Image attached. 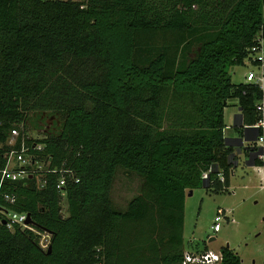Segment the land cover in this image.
Returning <instances> with one entry per match:
<instances>
[{"label":"trees","instance_id":"1","mask_svg":"<svg viewBox=\"0 0 264 264\" xmlns=\"http://www.w3.org/2000/svg\"><path fill=\"white\" fill-rule=\"evenodd\" d=\"M260 30L264 0H0V264H119L125 252L181 264L186 189L206 173L207 187L227 189V100L244 123L259 117L263 89L233 82L231 68L249 61ZM36 109L63 113L56 134H24ZM22 135L28 167L41 168L2 178ZM118 165L145 185L120 210L110 196ZM2 210L29 214L50 250L32 230L8 228ZM130 225L135 235L151 226L149 239H125ZM219 250L217 264H242Z\"/></svg>","mask_w":264,"mask_h":264},{"label":"rangeland","instance_id":"2","mask_svg":"<svg viewBox=\"0 0 264 264\" xmlns=\"http://www.w3.org/2000/svg\"><path fill=\"white\" fill-rule=\"evenodd\" d=\"M248 67H250L249 63L235 65L234 72L231 71L232 80L245 81L243 72L247 71ZM62 120L63 113L57 110H31L25 121L24 134L29 138H42L56 134ZM14 165L15 161H11L10 166ZM115 171L110 196L114 207L120 210L126 208L132 196L142 193L145 185L143 177L131 170L118 165ZM230 177L231 181L227 189H215V186L203 185L186 189L183 212L184 248L195 251L203 248L205 244L210 249L219 250L221 246L228 244L240 256L243 264H251L252 259L255 260V264H263L264 188L260 185V174L252 170L245 179L238 173H230ZM219 209L224 210L226 215L224 214L220 221V230L215 232L211 225ZM125 227V239L145 241L151 235L149 229L151 226L141 233L137 232L136 235L131 225L128 229ZM211 236L214 239L208 241ZM114 260L116 261V258ZM138 260L132 259V255L125 252V256L117 262L144 264ZM148 262L146 261L147 264Z\"/></svg>","mask_w":264,"mask_h":264},{"label":"built area","instance_id":"3","mask_svg":"<svg viewBox=\"0 0 264 264\" xmlns=\"http://www.w3.org/2000/svg\"><path fill=\"white\" fill-rule=\"evenodd\" d=\"M263 35L262 30L258 32V40L259 45H254L251 47V52L249 54V63L254 65L255 68L250 69L246 72L245 77L248 82L254 83L257 86H259L261 89L264 88V47H263ZM256 109L259 112V117L256 120V122L253 123V126L255 128L260 129L258 131L255 139H254V146L257 149L258 147L261 149V151L256 155V158L259 160L258 163H254L252 165L255 172L260 174V185L261 187H264V98L256 104ZM20 133V130L17 128L11 129L10 138L8 140V143L12 144L14 143V140ZM37 147H40L37 145ZM27 147L25 146L23 142V135H22V141L20 144L19 149L12 148L8 154H7V163L6 166L1 170V176L16 179V178H22L27 176L28 174L34 172L37 168H41V165L36 166H30V160L28 156L25 154V150ZM11 161H16L18 164V168H14L13 166H10ZM37 167V168H36ZM53 171H56V169H52ZM61 171V169L59 170ZM217 171V177L220 181L224 180V176L221 170L216 169ZM208 178V173L204 174V177ZM71 177V174H70ZM73 177V176H72ZM71 177V178H72ZM76 181L78 180L77 177H73ZM44 181L40 183V186H42ZM66 184V180L63 174H61L58 178V181L56 183V187L59 189L61 194V206L62 211L65 213L66 203L64 201V186ZM12 201V198H8ZM2 212L6 215L5 223L8 228L12 229L14 223H17L21 228H27L32 230L38 235V243L39 245L45 249L48 246L49 239H50V233L47 230H40L37 227H35L31 222H26L27 215L25 212H17L13 210H2ZM224 213L222 210H218L217 213L214 216L213 223L211 225V228L213 231H218L221 228V219H223ZM264 220V218H263ZM264 258V257H263ZM222 259V253L220 250H213V249H207L205 251L200 252H192V251H185L181 264H189V263H195V264H217ZM264 264V259H263Z\"/></svg>","mask_w":264,"mask_h":264},{"label":"crops","instance_id":"4","mask_svg":"<svg viewBox=\"0 0 264 264\" xmlns=\"http://www.w3.org/2000/svg\"><path fill=\"white\" fill-rule=\"evenodd\" d=\"M262 44L264 46V39ZM247 63L249 62H245L244 64L247 65ZM249 65L250 67L247 68V71L254 68V65L250 63ZM234 68L235 66L231 68L232 72H234ZM247 71L243 72V77L245 81H238V82H248L245 77ZM231 80H232V73H231ZM223 120L225 124L223 128V135L225 137L224 143L226 147L228 146L231 147V153L229 154V159L231 160V168H230L231 173L232 174L238 173L239 176L245 179L247 178L249 172H252V170H254L252 165L246 164V160L248 159L249 153L255 150V149H250L248 146H254V139L258 131L257 129H255L253 125H249L243 122L240 107L235 98H231L227 100V105L224 107ZM231 122L233 123L231 124ZM240 138H242V141H240ZM230 181H231V177L229 176L227 188L229 187ZM222 212L225 214L224 210H222ZM208 249L210 248L208 247ZM185 251H191V250L185 249ZM241 263L243 264L242 259H241ZM251 264H255L254 259H252Z\"/></svg>","mask_w":264,"mask_h":264},{"label":"water","instance_id":"5","mask_svg":"<svg viewBox=\"0 0 264 264\" xmlns=\"http://www.w3.org/2000/svg\"><path fill=\"white\" fill-rule=\"evenodd\" d=\"M240 141H242V138H240ZM261 151V149L258 147L257 149L253 150V152L249 153V156H248V159L246 160V164L248 165H253L254 164V158L256 157V155ZM207 180V176L206 177H203L202 179V185L203 186H207L208 185V182L205 181ZM27 215V218H26V222H31L30 220V217H29V214H26ZM214 237L211 236L208 241L212 240ZM228 245V244H227ZM48 250H50V246H48Z\"/></svg>","mask_w":264,"mask_h":264}]
</instances>
